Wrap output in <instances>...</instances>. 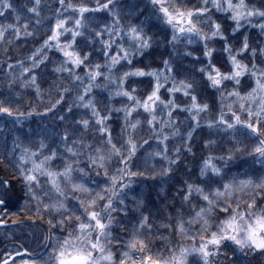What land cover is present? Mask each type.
Segmentation results:
<instances>
[{
    "label": "snow or ice",
    "instance_id": "obj_1",
    "mask_svg": "<svg viewBox=\"0 0 264 264\" xmlns=\"http://www.w3.org/2000/svg\"><path fill=\"white\" fill-rule=\"evenodd\" d=\"M45 8L0 0V74L36 97L26 110L0 99L21 125H0L12 142L0 162L48 225L39 251L8 234L0 264L264 256V0H57L47 20ZM140 178L155 199L132 187Z\"/></svg>",
    "mask_w": 264,
    "mask_h": 264
},
{
    "label": "trees",
    "instance_id": "obj_2",
    "mask_svg": "<svg viewBox=\"0 0 264 264\" xmlns=\"http://www.w3.org/2000/svg\"><path fill=\"white\" fill-rule=\"evenodd\" d=\"M135 2V0H132ZM146 3V0H145ZM41 5L46 6L44 11L42 12V16L45 20L49 19L48 10L53 9L57 6V0H41ZM259 6V5H257ZM143 8L144 5H141ZM249 31H252L249 29ZM44 29L40 30V36L43 35ZM40 36H37L36 41H31V43H35L40 39ZM195 47V45H194ZM29 48V45L22 44L17 48V54L19 55L22 52H25L26 49ZM161 50L164 49V46L161 44L159 46ZM166 54V53H165ZM2 56V53H0ZM153 56L155 60H160V52L153 50ZM55 58V57H53ZM151 58V57H150ZM186 64L189 62L185 61ZM189 66H191L189 64ZM49 79H51L49 77ZM34 89L29 87H24L21 89L20 84L17 82H13L12 85H9L6 78L0 74V99L11 100L14 104H19L21 110H26L27 105L29 103H36V97L33 96ZM19 93V96H17ZM14 117L7 116L6 114L0 113V125L6 126L10 129L13 134H16V129L19 128L20 124H13ZM22 123V122H21ZM32 125H35V121H32ZM29 124H23L24 128H28ZM2 130V129H0ZM143 135V133H140ZM195 139L197 143L194 145L195 157L188 161L189 167H192L196 159L201 155L199 141L201 137L204 135L203 132L195 133ZM5 143H7V147L11 148L12 142L11 137L5 139H0V153L5 151ZM179 143V141H177ZM171 147V145H170ZM175 179L178 180L185 175L184 173V164H179V166L175 169ZM9 180L12 182L11 188L9 189L10 197L9 201H7L3 206L7 207L8 210L0 208V214L4 215V218L10 223L6 224L3 227H0V241H4V244L7 243L5 237L8 234H11L12 237L16 240H20L21 243L27 241L28 244L32 245L33 248H36L39 251V248L36 246L42 243V233L46 231L48 228L47 225V217L45 216L43 219L37 216L36 219H31L29 215V209L34 211V201H29L26 204V196H25V188L24 184L19 180V177L16 175L15 171L11 167V165H6L0 162V181ZM132 187L141 193L142 196L147 197L152 200L155 199L156 192L155 186L150 183H145L144 178H140L136 180ZM8 212H14L15 215H9ZM154 246L160 245L163 246V243L159 236L154 238ZM4 244H0V249L4 247ZM246 264H264V256L250 254L244 257Z\"/></svg>",
    "mask_w": 264,
    "mask_h": 264
},
{
    "label": "water",
    "instance_id": "obj_3",
    "mask_svg": "<svg viewBox=\"0 0 264 264\" xmlns=\"http://www.w3.org/2000/svg\"><path fill=\"white\" fill-rule=\"evenodd\" d=\"M0 226H3V225H0Z\"/></svg>",
    "mask_w": 264,
    "mask_h": 264
}]
</instances>
